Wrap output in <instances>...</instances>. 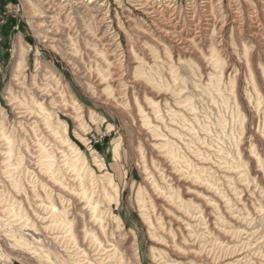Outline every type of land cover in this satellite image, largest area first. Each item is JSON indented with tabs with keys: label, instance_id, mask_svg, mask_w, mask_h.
Wrapping results in <instances>:
<instances>
[{
	"label": "rangeland",
	"instance_id": "obj_1",
	"mask_svg": "<svg viewBox=\"0 0 264 264\" xmlns=\"http://www.w3.org/2000/svg\"><path fill=\"white\" fill-rule=\"evenodd\" d=\"M1 126L0 264H264V0H0Z\"/></svg>",
	"mask_w": 264,
	"mask_h": 264
},
{
	"label": "bare ground",
	"instance_id": "obj_2",
	"mask_svg": "<svg viewBox=\"0 0 264 264\" xmlns=\"http://www.w3.org/2000/svg\"><path fill=\"white\" fill-rule=\"evenodd\" d=\"M59 1V0H58ZM50 10V9H49ZM19 60H21V59H19ZM44 102V101H43ZM23 108V107H22ZM22 115V114H21ZM5 120V119H4ZM33 123V122H32ZM30 125H32V124H30ZM1 130V133H2V135L0 136V138H1V140H3V139H5L7 142H8V144L10 145L9 146V150H8V152H7V155L6 156H8V160L10 161V159H11V156H12V154H13V147H11L12 146V144H13V141H11V139H9L8 137H7V135L5 134V131H4V127L3 126H1V128H0ZM29 129V128H28ZM42 136V135H41ZM3 138V139H2ZM6 142V143H7ZM14 145V144H13ZM7 160V159H6ZM8 164V163H7ZM12 165V164H11ZM11 167V166H10ZM14 168V167H13ZM19 169V168H18ZM12 171V170H11ZM10 172V171H9ZM16 173V172H15ZM12 175V174H11ZM13 177H14V175H13ZM15 182V181H14ZM20 184V183H19ZM18 185V184H17ZM19 186V185H18ZM22 190V189H21ZM27 195V194H26ZM11 209V208H10ZM8 223V222H7Z\"/></svg>",
	"mask_w": 264,
	"mask_h": 264
},
{
	"label": "built area",
	"instance_id": "obj_3",
	"mask_svg": "<svg viewBox=\"0 0 264 264\" xmlns=\"http://www.w3.org/2000/svg\"><path fill=\"white\" fill-rule=\"evenodd\" d=\"M99 141L96 140V143H98Z\"/></svg>",
	"mask_w": 264,
	"mask_h": 264
}]
</instances>
